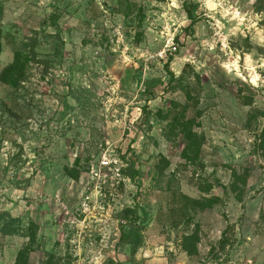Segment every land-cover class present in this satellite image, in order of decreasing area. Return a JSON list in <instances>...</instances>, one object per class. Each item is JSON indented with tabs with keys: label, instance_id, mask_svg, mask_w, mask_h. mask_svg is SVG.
<instances>
[{
	"label": "rangeland",
	"instance_id": "374dc122",
	"mask_svg": "<svg viewBox=\"0 0 264 264\" xmlns=\"http://www.w3.org/2000/svg\"><path fill=\"white\" fill-rule=\"evenodd\" d=\"M0 47V73L31 58L29 119L0 84V212L34 224L31 264H264V0H0ZM146 191L131 255L117 216Z\"/></svg>",
	"mask_w": 264,
	"mask_h": 264
},
{
	"label": "trees",
	"instance_id": "16d2710c",
	"mask_svg": "<svg viewBox=\"0 0 264 264\" xmlns=\"http://www.w3.org/2000/svg\"><path fill=\"white\" fill-rule=\"evenodd\" d=\"M28 55L22 52H15L13 62L6 66L0 73V84L8 86L12 90V94L9 97V104H7V110L3 109V113H10L11 118L29 119L31 115L29 108L19 104L15 97V93L22 88V84L26 81V72L31 59ZM166 71H168V66L166 67ZM185 137L186 139L190 138L188 131H186ZM255 148L264 155V128L255 137ZM64 174L73 180H77L79 176V172L75 168L73 170L66 169ZM235 178L238 179L237 176ZM234 187L235 185L231 186L232 189ZM139 196H141V201H136L133 208H126L117 216L119 221L124 222V225L119 226L120 237L117 244L122 247H128L131 255H134L141 246V229L137 226L139 220L138 212L141 205L147 203L149 191L141 193ZM13 236H19L28 240V244L17 253L14 264H31L28 260V253L33 250L35 243L36 231L34 224L29 222L28 226L23 227L20 219H12L6 212H0V237ZM197 240L198 237L196 234L184 236L183 238L181 244L190 256L195 253ZM106 264L119 263L108 260Z\"/></svg>",
	"mask_w": 264,
	"mask_h": 264
},
{
	"label": "built area",
	"instance_id": "2783aa9c",
	"mask_svg": "<svg viewBox=\"0 0 264 264\" xmlns=\"http://www.w3.org/2000/svg\"><path fill=\"white\" fill-rule=\"evenodd\" d=\"M176 52V47L174 46V43L172 41L166 42L164 48L159 51L158 53H155L152 57V59L157 58L160 60L167 59L168 55H172ZM110 165V162L107 161L105 157L102 158V161L100 162V166L103 168H108ZM115 165V163H114ZM87 200V199H86Z\"/></svg>",
	"mask_w": 264,
	"mask_h": 264
}]
</instances>
